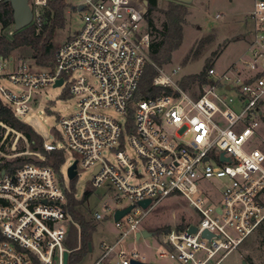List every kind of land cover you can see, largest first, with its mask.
<instances>
[{
  "label": "built area",
  "instance_id": "built-area-1",
  "mask_svg": "<svg viewBox=\"0 0 264 264\" xmlns=\"http://www.w3.org/2000/svg\"><path fill=\"white\" fill-rule=\"evenodd\" d=\"M49 1L28 0L37 25ZM80 5L83 24L56 47L51 67L0 56L1 102L25 122L36 91L59 78L67 85L65 97L80 98L78 110L60 119L61 142L43 141V147L61 150L64 161L65 150H71L75 177L81 166L90 170L85 181L91 187L115 189L112 203L127 199L129 204L114 208L113 216L131 206L114 220L123 230L120 236L101 243L100 255L90 264L149 263L135 247L121 248V241L141 231L154 206L177 196L196 214L182 228L161 233L159 257L177 264H221L264 222V139L261 147L252 143L264 120V0H253L247 17L252 33L240 56L224 70L209 66L205 80L187 88L180 84L183 75L177 76L179 65L168 71L149 58L148 0H82ZM146 64L155 69L152 85L159 91L134 100ZM108 107L123 120L97 111ZM22 138L23 150L0 151V264H63L74 223L67 193L74 188L65 184L62 166L56 171L43 164L46 155L30 150ZM126 140L136 158L126 154ZM16 143L15 137L12 151ZM26 155L36 162L5 169L6 161ZM75 188L80 199L85 193L79 197ZM215 191L218 202L212 198ZM144 200H150L145 207ZM103 208L111 210L109 203ZM103 217L93 211L92 219Z\"/></svg>",
  "mask_w": 264,
  "mask_h": 264
},
{
  "label": "rangeland",
  "instance_id": "rangeland-1",
  "mask_svg": "<svg viewBox=\"0 0 264 264\" xmlns=\"http://www.w3.org/2000/svg\"><path fill=\"white\" fill-rule=\"evenodd\" d=\"M81 2L82 0H65V23L63 27L54 29L52 38L54 47H57L81 28L83 10L77 8ZM175 3H177L176 0H157V8L149 12L147 18H151L153 22V28H151L153 41L161 38V31L165 22L164 11L169 4ZM185 5L187 13L182 23V41L178 48L172 52L169 62L161 66L169 71L172 67L179 65L180 70L177 76L198 74L203 70L205 63L214 66L217 70L226 69L240 56L251 37L252 26L247 17L252 8L253 0H191ZM216 14H219V17H216ZM40 21L41 23L44 22L43 16ZM30 23H35L34 18ZM13 32V24L6 27L0 25V35L11 37ZM10 54L17 62L26 61L35 67L29 47H18L12 50ZM6 86L13 91L17 90V87L10 83ZM66 91L67 85L42 86L35 93L36 101L33 104V111L24 118V121L33 127L44 142L54 144L61 142L59 135L61 131L60 119L78 110L77 102L80 98L76 95L65 97ZM97 111L117 120H123V116L114 108H99ZM5 134L7 136L3 139ZM258 135V137L253 138L252 143L254 146L261 147V140L264 139V120L260 123ZM15 137L17 139L16 150L12 151L11 146ZM22 137L21 132L0 123V143L3 140L0 147L2 153L10 155L23 150L25 140ZM124 148L129 157L136 158V154L127 140ZM106 155L111 158L113 153ZM75 160L76 155L69 149L65 150V161L61 167L65 184L68 187H73L74 190L78 186L79 197L84 193L88 194L80 209L89 218H92L93 211L96 210L104 214L101 219H93L96 227L92 235V251H88L81 263L90 264L100 255L101 243L111 244L120 236V232L123 230L114 223V208L126 206L129 201L124 199L119 204L112 203V196L116 193L115 189L105 186L91 187V184L85 181L90 170L81 166L78 167V175L72 184V179H69L67 174V168ZM130 182L134 183L136 179H131ZM212 198L217 202L220 201L219 193L213 192ZM104 203L110 204V211L104 210ZM195 214L193 207L183 197L166 198L154 206L139 225L141 230L150 231V235L136 239L133 233H129L121 241L120 247L125 250L135 247L151 264H177L168 258L159 257L158 253L162 248L159 237L167 229L183 227L189 220H192V216ZM221 264H264V235L258 230L253 232L238 249L229 252Z\"/></svg>",
  "mask_w": 264,
  "mask_h": 264
},
{
  "label": "trees",
  "instance_id": "trees-1",
  "mask_svg": "<svg viewBox=\"0 0 264 264\" xmlns=\"http://www.w3.org/2000/svg\"><path fill=\"white\" fill-rule=\"evenodd\" d=\"M149 12L157 8V0H148ZM65 0H51L44 8V22L40 25L30 23L25 27L15 30L11 37L0 35V56L4 57L18 47H29L34 65L37 67H51L54 61L56 47H54L52 38L54 29L63 27L65 23L64 8ZM187 13L186 5L177 2L169 4L164 11L165 22L161 31V38L153 41L149 48V58L157 65H163L169 62L172 52L178 48L182 41L183 22ZM149 27L153 28L151 18H147ZM13 24L12 9L8 2H0V25L6 27ZM208 38V37H206ZM211 66L205 63L203 70L198 74H190L183 76L180 84L187 88L193 85L196 81L202 82L205 80V71ZM155 74V69L151 64H146L143 74L140 77L137 92L134 100L140 97L147 96L159 91V88L152 85V78ZM133 110V104L130 103V113ZM0 121L8 125L15 131L21 132L29 142L30 150H41L47 157L43 164L51 166L58 171L64 163L63 152L61 150L45 151L43 147L42 137L28 123L17 119L11 109L5 106L0 100ZM36 162L31 157H17L13 160L6 161L3 165L5 169H14L25 163ZM72 179V184H73ZM73 189V187H71ZM74 191L67 193V205L69 213L73 219L70 225L68 238L66 241L67 249V264H81L83 258L89 251V243L92 246V235L95 231V221L89 218L81 209V205L87 198L85 193L80 199L74 195ZM182 228V227H179ZM168 230V229H167ZM258 231L264 235L263 223Z\"/></svg>",
  "mask_w": 264,
  "mask_h": 264
},
{
  "label": "water",
  "instance_id": "water-1",
  "mask_svg": "<svg viewBox=\"0 0 264 264\" xmlns=\"http://www.w3.org/2000/svg\"><path fill=\"white\" fill-rule=\"evenodd\" d=\"M11 6L12 9V16H13V28L15 30H19L23 27H25L26 25L30 24V22L33 19V14H32V10L28 4V0H7ZM177 2L180 3H189L191 2V0H176ZM82 8V6L80 5L78 7V9L80 10ZM62 83V78L57 79V81L55 82L54 86H59ZM76 162L72 163L68 168H67V174L69 179H74L75 175H76ZM98 166L96 167L95 171H97ZM94 171V172H95ZM3 171H1L2 173ZM91 177V175L88 176V179ZM150 202V200H144L141 201V205L143 207L147 206L148 203ZM131 206H127L125 208L122 209H117L114 213V220H118L122 215H124L125 213H127L130 210ZM190 231H195V227L194 226H190ZM205 236H210V234L207 231H204L203 233ZM150 235V231L143 229L141 231L136 232V239H139L141 236L145 237ZM89 245V251L92 249L91 243L88 244ZM67 255L68 253L65 252L64 253V258H63V264H67ZM130 264H151V263H143L141 261L138 260H131Z\"/></svg>",
  "mask_w": 264,
  "mask_h": 264
},
{
  "label": "crops",
  "instance_id": "crops-1",
  "mask_svg": "<svg viewBox=\"0 0 264 264\" xmlns=\"http://www.w3.org/2000/svg\"><path fill=\"white\" fill-rule=\"evenodd\" d=\"M90 251H92V249Z\"/></svg>",
  "mask_w": 264,
  "mask_h": 264
}]
</instances>
